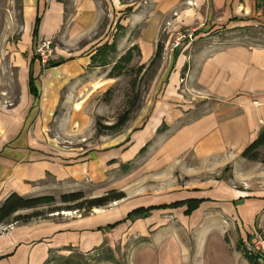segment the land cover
I'll use <instances>...</instances> for the list:
<instances>
[{
	"label": "rangeland",
	"instance_id": "obj_1",
	"mask_svg": "<svg viewBox=\"0 0 264 264\" xmlns=\"http://www.w3.org/2000/svg\"><path fill=\"white\" fill-rule=\"evenodd\" d=\"M63 1L68 18L75 6ZM95 2L100 15L91 40L97 42L90 48L86 73L73 82V89L69 83L62 89V102L54 116L45 114L40 130L49 147L72 151L73 157L83 152V175L75 173L65 185L48 178L43 184L51 189L42 186L27 198L52 195L64 208L59 202L62 194L81 191L83 200H90L123 192L124 199L103 208L44 216L52 221L83 218V222L104 225L97 231L107 239L89 253L99 260L109 256L113 264H173L169 261L175 257L165 254L182 250L183 264H249L245 258L249 246L264 250V164L230 150L214 155L200 152L199 144L186 143L189 135L175 143L178 131L202 113L193 112L190 105L174 111L202 98L186 82L190 62L200 51L234 43L264 47V0H232L231 13L223 17L216 12L211 21L190 22L193 17L188 15L179 22L175 11L159 31L130 22L132 9L121 4L135 0ZM21 10L22 0H0V106L17 100V71L10 58L22 40ZM234 18L240 21L232 22ZM179 33L192 36L173 51ZM144 39L148 48L141 47ZM51 40V60L57 61L61 48L66 53L69 49L58 39ZM158 44L163 47L162 57L152 63ZM181 56L187 68L174 83L175 64ZM69 90L71 102L65 107ZM136 94L140 101L123 132L99 136L97 122L114 124Z\"/></svg>",
	"mask_w": 264,
	"mask_h": 264
},
{
	"label": "crops",
	"instance_id": "obj_2",
	"mask_svg": "<svg viewBox=\"0 0 264 264\" xmlns=\"http://www.w3.org/2000/svg\"><path fill=\"white\" fill-rule=\"evenodd\" d=\"M70 1L75 6V13L67 18V6L59 0H22V40L10 58L11 67L17 71V100L0 106V205L12 193L27 197L39 193L42 186L51 189L43 184L48 178L56 185H65L75 173L83 175V152L79 151L73 157L72 151L53 149L40 131L44 129L45 114L53 113L54 116L57 105L62 102V89L68 83L73 89L74 83L85 75L90 63V48L97 42L91 40L98 28L97 3L95 0ZM231 1L135 0V3L120 4L124 9H132L131 23H145L150 29L159 31L165 19L175 11L179 12V22L188 15L193 17L190 22L199 21V18L211 21L216 12L227 17L231 13ZM37 16L41 22L34 37ZM239 21L240 18L232 20ZM51 39H58L69 50L66 53L61 48L58 53L57 61L63 60V64L46 69L35 55H30L37 40ZM146 44V40H142L141 47L148 48ZM155 44L153 42L152 46ZM192 61L186 82L202 98L197 103L180 105L174 113L190 105L193 112L202 115L178 131L175 143L189 135L186 143L199 144L200 152L214 155L216 151L230 150L242 154L264 128V47L252 48L238 43L213 46L200 51ZM175 65L174 83L180 72L187 68L183 56ZM31 77L37 89L36 96L30 92ZM69 92L63 101L65 107L71 102L72 91ZM168 111L171 110L166 109ZM60 123L64 125L63 120ZM74 159L79 160L77 164L73 163ZM93 223L83 222V218L41 219L13 225L0 231V264H60L58 260L75 252L89 255L107 239L97 231L104 225ZM165 255L175 257L169 262L183 264L182 250ZM93 264L113 263L99 261Z\"/></svg>",
	"mask_w": 264,
	"mask_h": 264
},
{
	"label": "trees",
	"instance_id": "obj_3",
	"mask_svg": "<svg viewBox=\"0 0 264 264\" xmlns=\"http://www.w3.org/2000/svg\"><path fill=\"white\" fill-rule=\"evenodd\" d=\"M59 2L64 3L63 0ZM129 10V9H128ZM41 22L40 16L36 17L35 26L33 31V36L36 37L38 34V28ZM163 47L161 44L157 45L156 54L152 60H160L162 57ZM93 61V57H92ZM64 61H52L50 60L46 69H51L60 66ZM30 92L33 95H37V89L34 85V79L31 77L29 82ZM140 96L136 94L132 101L129 102L128 108L118 116L116 122L112 125H102L100 122H97V134L101 135H119L125 129L127 123L130 121L131 114L136 108V104L139 103ZM264 149V128L259 133L258 137L248 145L241 156L243 159H246L250 162H260L264 164V156L261 154V150ZM126 196L123 192L115 193L111 192L106 194L103 197L94 198L90 200H83L85 198L83 192L76 191L68 194H62L59 198V202L63 207L58 206L57 199L52 195H41L36 197H23L16 193L9 195L5 201L0 205V227L1 226H10L17 224H26L36 219H46V216H50L55 213H60L63 211H77L81 212L83 210H92L97 208H103L113 202L120 201ZM41 209H46L42 211ZM31 211L29 214H21L22 212ZM45 216V217H44ZM245 258L249 264H264V252L251 248H247ZM97 256L84 255L75 252L66 258H61L57 262L60 264H90L91 261L99 262H113L109 256L105 260H99ZM90 261V262H89Z\"/></svg>",
	"mask_w": 264,
	"mask_h": 264
},
{
	"label": "built area",
	"instance_id": "obj_4",
	"mask_svg": "<svg viewBox=\"0 0 264 264\" xmlns=\"http://www.w3.org/2000/svg\"><path fill=\"white\" fill-rule=\"evenodd\" d=\"M191 36L192 34L179 33L175 39V42L172 44V50L175 51L179 49L184 41ZM53 53L54 47L52 40H37L34 47V54L43 67H46L48 65L49 61L52 59ZM12 226L13 225H10L8 227L11 228ZM262 251L264 252V250Z\"/></svg>",
	"mask_w": 264,
	"mask_h": 264
}]
</instances>
